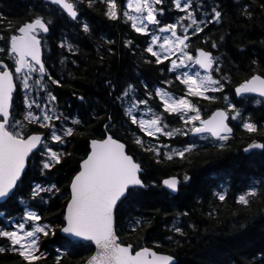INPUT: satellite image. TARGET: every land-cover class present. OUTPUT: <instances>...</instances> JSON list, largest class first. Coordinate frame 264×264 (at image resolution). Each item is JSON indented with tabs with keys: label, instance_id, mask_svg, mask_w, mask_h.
<instances>
[{
	"label": "trees",
	"instance_id": "trees-1",
	"mask_svg": "<svg viewBox=\"0 0 264 264\" xmlns=\"http://www.w3.org/2000/svg\"><path fill=\"white\" fill-rule=\"evenodd\" d=\"M248 2L252 3V10L256 14L251 21L239 15L233 0H216L226 13L222 23L209 25L203 33L190 37L193 49L203 47L221 57L222 71L231 77V83H226L224 93L214 95L229 96L241 110L242 116L250 117L260 129L256 133H249L242 127L239 118L231 119L234 134L221 149L210 140L193 138L190 134L177 135L171 139L161 136L156 141L127 121L114 97L128 83L136 86L139 98H144V84L148 85L149 91L155 87H164L177 96L184 94V86L175 79L179 75L178 71L173 73L167 70L168 61L160 65L146 62L155 59L143 51L149 38L135 33L131 23L125 22L123 18L109 20L104 15L106 6L100 0H97L93 8H88L86 3L82 4L78 21H72L66 13L46 0H0V15L6 18L0 24V31L5 32V35L8 22L19 26L35 14L52 20L50 32L45 34L42 41L43 58L52 76L61 80L62 87L50 85V88L57 95L59 108L65 115H78L85 122L78 126L83 135L68 138L71 142L63 150L72 155L66 157L60 165L42 172L36 159L29 160L18 193V197L24 199V204L20 203L19 198L0 204V212L12 217L13 223L20 221L24 208L31 205L43 216L42 223L56 226V235L41 241V250L47 253V257L39 264H55L57 255H61L60 264H83L84 260L94 254L95 247L90 242L73 246L69 241L74 239L63 235L59 229L64 223L70 180L89 150L90 139L99 138L104 124L109 123L108 115L113 117L115 123L112 129L114 136L127 144L130 154H135L141 163L142 179L148 185L138 189L140 194L135 199L117 208V234L123 241L132 243L134 247L138 240L152 247L158 243L156 250L173 255L176 264H264V197L255 199L249 209L236 203V197L248 186L264 183V150L245 153L252 142H264V99L252 96L242 99L234 95V87L239 82L251 75L253 70L264 69V20L260 18V0ZM118 3L123 10L124 0H118ZM207 3L211 5L212 0H207ZM162 6L165 8L164 22H174L182 15L172 7L171 0H164ZM83 22L89 24L90 33L83 32ZM221 36L223 40H220ZM205 37L217 41L219 48L211 49L210 44L204 43ZM65 38L78 45V54H69L59 47L60 41ZM109 40L114 43L108 44ZM128 40L133 42V47L127 46ZM3 43L0 41V45ZM63 56L69 59L62 65L60 60ZM253 60L257 64L253 65ZM109 80L116 85L111 95L106 84ZM164 80L173 83L165 85L162 83ZM22 93L23 90L18 89L14 94L13 114L18 119L22 118L23 112ZM81 95L85 97L84 101L77 98ZM191 99L199 105L205 118L217 107H226L222 99L215 103L197 97ZM149 104L157 111H162L158 98L150 99ZM165 116L170 127H182V121L177 116ZM33 128L47 134L46 129H40L37 125H33ZM136 135L144 136L146 144L164 143L172 148H182L194 142L198 147L192 153H186L185 159L174 157L169 161L162 155L158 163L152 153L142 151L134 143ZM167 150L163 149L162 152ZM185 173L190 177L187 182L183 180ZM170 176L181 179L176 195L162 186V181ZM38 183L45 186L55 183L60 192L50 200L45 195L44 199L48 201L46 204L33 201L30 189ZM225 189L227 198L221 202L215 193ZM183 212L188 215L181 216ZM210 212L214 214L209 216ZM136 220L141 221L142 226L133 232L132 223ZM146 222H150L151 226H143ZM174 222L183 228V236L172 230ZM8 223L5 216L0 215V225ZM168 237L172 239L168 240ZM0 264L24 262L17 254L4 253L0 254Z\"/></svg>",
	"mask_w": 264,
	"mask_h": 264
},
{
	"label": "snow or ice",
	"instance_id": "snow-or-ice-1",
	"mask_svg": "<svg viewBox=\"0 0 264 264\" xmlns=\"http://www.w3.org/2000/svg\"><path fill=\"white\" fill-rule=\"evenodd\" d=\"M47 3L57 6L67 14L72 21H78L81 15V5L86 3L93 8L97 0H46ZM106 6L104 15L112 21L123 18L131 23L135 33L148 37L147 46L143 49L146 54L154 57L146 60L147 63L160 65L169 62V72H179L176 80L184 86L183 95H175L164 87H155L148 90L144 84V98H139L138 89L128 83L120 94L114 97L121 107L127 121L135 125L141 133L152 137L156 141L160 137L169 139L174 136H188L192 134L203 140H210L217 147L223 149L233 133L229 126V118L240 119L242 127L249 133H256L260 129L250 117L244 118L237 104L224 93L226 83H231L228 73L222 71L223 59L214 55L213 51L203 47L193 49L190 37L203 33L212 24H221L226 13L221 5L212 0H171L172 7L181 13L174 22H164V0H124V8L118 0H100ZM237 5L240 16L249 21L255 17L252 3L248 0H233ZM260 18L264 20V0L258 4ZM208 9V10H206ZM5 17L0 15V24ZM53 22L51 19L35 14L32 19L22 25L15 26L11 22L6 24L7 35L0 31V201L19 198L20 203L25 201L18 197L19 185L23 183L26 166L30 157L39 162L42 172H47L60 165L72 154L65 152L63 147L70 143L69 137L83 135L78 126L85 124L78 115H65L60 110L57 95L50 85L62 87L60 79L52 76L45 65L43 58V44L45 34L50 32ZM84 33H90L87 22L81 24ZM224 37L221 36L220 40ZM108 44L114 41H107ZM205 44L211 49H218L217 41L205 37ZM128 47H133L131 40L126 41ZM59 47L67 53L76 55L80 49L78 45L67 38L59 43ZM109 52L112 49H108ZM173 57H175L173 59ZM63 56L60 63L68 61ZM103 59V57H101ZM75 63V61H71ZM253 65L257 61H252ZM11 65V66H10ZM71 75V73H69ZM165 85L173 81L164 80ZM110 95L116 85L106 81ZM22 89V118L18 119L14 113V93ZM250 94L264 97V69L253 70L252 74L243 79L234 87V95L247 98ZM75 95V93H73ZM192 97L215 103L221 99L226 107H217L206 118L198 104L193 103ZM84 101V96L77 97ZM158 98L162 111H157L149 104V100ZM175 115L182 121V127H170L165 116ZM95 115V114H94ZM103 126V133L99 138L89 141V150L79 162L78 170L70 180L69 197L64 208L63 221L60 231L74 238L69 244L76 246L82 242H90L95 247L94 254L90 255L83 264H174V256L156 250L159 247L143 245L137 241L134 247L117 234V208L125 202L135 199L140 193L138 189L145 188L142 179L141 163L130 154L125 142L114 136L115 127L113 117L108 115ZM58 122V123H57ZM37 125L39 131L33 128ZM134 143L144 152H150L161 162L163 155L171 161L174 157L186 158V153L197 149L196 143H187L182 148H172L171 145L158 143L146 144L144 136L136 135ZM168 149L167 152H162ZM252 149L264 150V142H253L245 151ZM190 177L185 173L183 180ZM163 185L172 192L179 190L181 179L170 176L162 181ZM60 192L55 183L35 184L30 189V198L40 203H48ZM217 199L224 202L227 190L215 193ZM264 197V183L248 186L236 197V203L245 209L251 208L255 199ZM214 213L210 212L209 216ZM8 220V225H0V254H17L24 264H39L47 257L41 250V241L44 238L56 235V226L52 223H42L43 216L31 205L24 208L20 221L13 223V218L0 212ZM187 216V212L180 213ZM142 226L141 221H133L132 231ZM143 226L150 227L146 222ZM192 227H195L193 225ZM172 230L183 236L184 230L178 223L172 224ZM142 239V238H141ZM171 240L172 237H168ZM60 252V249H57ZM61 255L55 257V264H60Z\"/></svg>",
	"mask_w": 264,
	"mask_h": 264
},
{
	"label": "water",
	"instance_id": "water-1",
	"mask_svg": "<svg viewBox=\"0 0 264 264\" xmlns=\"http://www.w3.org/2000/svg\"><path fill=\"white\" fill-rule=\"evenodd\" d=\"M15 94V93H14ZM250 96H257V97H260L258 94H250ZM261 98H264V97H261ZM229 120H230V118H229ZM228 123H229V121H228ZM230 126V125H229ZM231 127V126H230ZM233 134V133H232ZM192 135V134H191ZM193 136V135H192ZM254 142H258V141H254ZM253 143V142H252ZM254 150H260V149H252V150H249V151H245L247 154H249V153H251L252 151H254ZM31 158V157H30ZM30 160V159H29ZM27 168H28V165L26 166V171H27ZM26 171H25V173H26ZM24 177V176H23ZM23 177H22V179H23ZM188 181V180H187ZM187 181H185V182H187ZM163 184V183H162ZM181 185V184H180ZM163 187L167 190V191H169L171 194H173V195H176L177 193H178V191H176V192H172L170 189H167L164 185H163ZM180 187V186H179ZM4 202H6V201H0V204H2V203H4ZM62 233V232H61ZM63 235H65V236H67V234H64V233H62ZM68 237V236H67ZM69 238H71V237H69ZM72 239H74V238H72ZM94 246V245H93ZM177 263V260H176V258L174 257V264H176Z\"/></svg>",
	"mask_w": 264,
	"mask_h": 264
},
{
	"label": "bare ground",
	"instance_id": "bare-ground-1",
	"mask_svg": "<svg viewBox=\"0 0 264 264\" xmlns=\"http://www.w3.org/2000/svg\"><path fill=\"white\" fill-rule=\"evenodd\" d=\"M230 120H231V114H230ZM230 120H229V125L232 127V125H231V122H230ZM233 128V127H232ZM233 134H234V129H233ZM232 134V135H233ZM246 153V152H245ZM31 159V158H30ZM162 186H163V184H162ZM146 188V187H145ZM164 188V187H163ZM214 197V196H213ZM200 201V200H199ZM202 202V201H201ZM197 215V214H196ZM208 216V215H207ZM200 218V217H199ZM219 226V225H218ZM217 236V235H216Z\"/></svg>",
	"mask_w": 264,
	"mask_h": 264
},
{
	"label": "rangeland",
	"instance_id": "rangeland-1",
	"mask_svg": "<svg viewBox=\"0 0 264 264\" xmlns=\"http://www.w3.org/2000/svg\"><path fill=\"white\" fill-rule=\"evenodd\" d=\"M175 57H173V59H174Z\"/></svg>",
	"mask_w": 264,
	"mask_h": 264
}]
</instances>
